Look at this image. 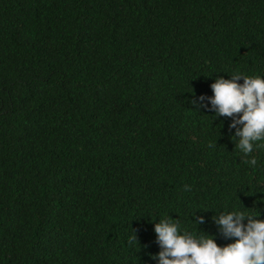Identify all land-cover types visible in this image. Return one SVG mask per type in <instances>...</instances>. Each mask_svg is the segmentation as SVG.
<instances>
[{
  "label": "trees",
  "instance_id": "obj_1",
  "mask_svg": "<svg viewBox=\"0 0 264 264\" xmlns=\"http://www.w3.org/2000/svg\"><path fill=\"white\" fill-rule=\"evenodd\" d=\"M235 72L264 76V0H0V264H158L163 217L220 246L217 213L264 219V149L190 102Z\"/></svg>",
  "mask_w": 264,
  "mask_h": 264
},
{
  "label": "clouds",
  "instance_id": "obj_2",
  "mask_svg": "<svg viewBox=\"0 0 264 264\" xmlns=\"http://www.w3.org/2000/svg\"><path fill=\"white\" fill-rule=\"evenodd\" d=\"M211 89L213 95H201L190 102L199 110L213 112L216 120L231 119L228 129L234 130L231 139L235 149L242 153L244 164L255 168L257 158L252 154L264 149V76L235 72L228 79L217 77ZM185 190L190 188L186 186ZM196 213L193 222L204 224L205 217H196ZM260 216L259 211L241 209L217 213L213 222L220 234L234 240L226 246L218 245L214 235H200L182 228L179 219L163 217L154 222L156 243L161 250L149 256L158 264H264V219ZM136 241L139 240L135 232L128 239L129 246Z\"/></svg>",
  "mask_w": 264,
  "mask_h": 264
}]
</instances>
